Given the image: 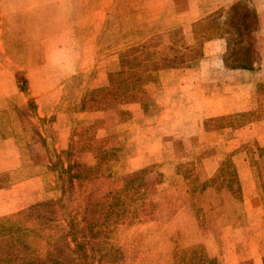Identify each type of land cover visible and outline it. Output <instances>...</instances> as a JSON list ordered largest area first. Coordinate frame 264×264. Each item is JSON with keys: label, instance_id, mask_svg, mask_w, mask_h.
I'll return each mask as SVG.
<instances>
[{"label": "rangeland", "instance_id": "rangeland-1", "mask_svg": "<svg viewBox=\"0 0 264 264\" xmlns=\"http://www.w3.org/2000/svg\"><path fill=\"white\" fill-rule=\"evenodd\" d=\"M135 2L0 1V71L11 73L19 91L0 99V127L19 132L16 146L0 148V168L19 166L0 173V188L18 183L24 206L12 212L0 205V234L7 217L69 195L65 164L75 159L66 152L81 141L77 155L85 163L93 156L82 149L104 146L95 161L100 177L83 184L88 190L103 196L134 180L130 190L141 191L137 220L112 232L117 260L103 253L101 264H174L175 254L195 247L210 264H264V0L197 2L195 15L213 11L203 23L204 42L225 41V68L258 73L243 92L229 89L243 94L241 111L215 117L200 106L224 93L221 82H205L219 89L192 106L166 98L171 84H149L151 74L170 68L163 64L187 68L205 57L204 42L191 45L193 34L182 33L195 26L178 24L174 42L134 34L143 21L133 18ZM2 89L10 91L0 80ZM35 187L41 190L31 197ZM7 198L1 194V203ZM8 237L0 264H24L28 246L0 235Z\"/></svg>", "mask_w": 264, "mask_h": 264}, {"label": "trees", "instance_id": "trees-1", "mask_svg": "<svg viewBox=\"0 0 264 264\" xmlns=\"http://www.w3.org/2000/svg\"><path fill=\"white\" fill-rule=\"evenodd\" d=\"M174 65V62L166 63L160 68ZM76 143L66 152L69 159L72 153L75 159L65 164V172L70 174L72 181L69 195L31 206L6 218L7 229L4 228L0 235L18 236L22 244L28 246L31 256L26 257L24 264H101L103 253L107 254L109 262H114L118 252L111 238L112 232L126 221L137 220L139 211L135 204L141 191L130 190L134 180L125 181L121 189L103 196L88 190L83 184L100 177L95 171L101 165L95 161L104 146L89 144L92 150L82 149L81 152H92L93 156V162L85 163L77 155L81 141ZM102 176L111 177L109 172ZM134 176L140 178L138 173ZM201 263L210 264L211 261L201 256L196 247L174 256V264Z\"/></svg>", "mask_w": 264, "mask_h": 264}, {"label": "crops", "instance_id": "crops-1", "mask_svg": "<svg viewBox=\"0 0 264 264\" xmlns=\"http://www.w3.org/2000/svg\"><path fill=\"white\" fill-rule=\"evenodd\" d=\"M5 1L11 0H2V3H4ZM113 1L114 0H109V3H112ZM198 1L201 4V0H137L138 3H134L135 5L133 6V9H135V6L139 4V14H134L133 18L139 19L140 22L142 20L143 21L140 23V27L138 26L139 30L134 31V34L144 35L146 33L147 35L149 34L151 36H171L170 39L172 42H174L177 39L174 37V35L179 34V32L177 33L176 31V29H178V24L181 26L192 25L195 26L196 29L189 30L188 32L183 31L182 33L185 35L193 34V37L196 40H193V43H191V45H193L195 41H198L199 43L202 41L203 43V23L206 22V18L208 16L212 15L213 11L210 10L201 15H195L194 13L196 12V10L199 9L197 5ZM183 3H185L184 10L181 9V4ZM169 5L170 7L168 8ZM149 8H151V10ZM149 10L154 12V14L148 16L147 12ZM149 17L154 18L155 21H151ZM163 24H165L166 27L162 26ZM108 33L110 34L111 32L108 31ZM203 44L205 50V57L200 60L197 64H195V66L179 68L180 66H183L181 64L167 69L158 70L157 72L151 74L154 76L151 78V80H149V84H161L164 88L171 84L170 88L172 89H170V93L167 94L166 98L171 101L186 99L187 105L192 106L191 104L194 100H196V97L204 99V97L206 98V93L211 92L212 94L214 90L219 89H213L214 85L205 84V82H221L223 84L222 89L224 90V93L220 95L213 94V98L211 99L212 102L208 103L205 106H200L201 111H203L207 116L214 117L241 111L240 107L243 106L244 99L243 94L238 93L236 94V96H232L229 89L233 90L234 88H239V92H243V87L245 86L244 84L248 85L251 80H253V77L255 78L258 73L243 69L231 70L225 68L224 60L222 57L223 53L225 52L224 40L210 39L209 41L204 42ZM189 46L190 43H187V47ZM86 64L87 62L80 63V65H82L83 67H86ZM182 71H184L185 73V76H183L185 80L183 82V86L181 87L177 84H180L179 81L181 80V78L178 76ZM83 72H85L84 69ZM6 73H8L6 70L0 71V80L2 82H5L7 86L10 87V91H5L4 89H2V93L0 92V99H12L15 96L19 95L15 79L13 78L11 73ZM216 93L219 92L216 91ZM38 96L41 97L43 96V94ZM195 105L197 104H194L193 106ZM218 109H220V111L216 112ZM38 111L40 110L38 109L37 112ZM5 126L7 127V125ZM10 129L8 128L5 130L4 128L0 127V148L16 146V140L19 139V132L15 131L14 133ZM41 135L45 137L42 132ZM35 138H37L36 135ZM33 141L36 142V140ZM0 162H3V160L0 159ZM16 162L19 163V159L16 160ZM18 167L19 166L16 165L14 168H0V173L9 172L11 169H17ZM43 176L45 175L43 174L33 176L31 179H29L28 182H33L35 180H37V182H40ZM51 177H54V175H51ZM9 185H11V187L6 186L5 188H0V195H8V198L5 199L4 202L1 203L0 201V205L6 203L5 210H10L13 212L24 206L20 207V195H17L14 190L16 186L17 188L19 187V184L17 183V185H13V183L10 182ZM39 190H41L40 187L33 188L30 194L31 197L34 196ZM9 238L10 237L0 239V243L3 244V242Z\"/></svg>", "mask_w": 264, "mask_h": 264}]
</instances>
